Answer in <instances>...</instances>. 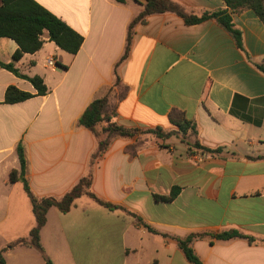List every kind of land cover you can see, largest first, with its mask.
<instances>
[{
    "label": "crops",
    "instance_id": "1",
    "mask_svg": "<svg viewBox=\"0 0 264 264\" xmlns=\"http://www.w3.org/2000/svg\"><path fill=\"white\" fill-rule=\"evenodd\" d=\"M84 38L70 54L43 35V47L14 62L17 43L0 38V62L20 74L40 76L48 93L6 104L10 86L36 93L32 84L0 67V252L6 264H47L27 245L36 226L21 179L39 198H62L94 174L88 195L63 213L53 207L41 245L53 264H193L177 238L192 233H240L197 239L203 264H264V23L252 11L231 14L242 48L217 19L188 23L173 12L147 16L127 31L145 0H35ZM189 16L227 11L223 0H171ZM1 5V0H0ZM53 59L54 66L48 61ZM118 78V82H117ZM107 97L115 121L141 133L116 138L91 165L98 140L79 119L97 98ZM171 116L196 124L200 143L216 155L191 154L175 137L142 131L175 130ZM102 126H99L100 131ZM176 190L171 201L169 197ZM155 232L150 231V229Z\"/></svg>",
    "mask_w": 264,
    "mask_h": 264
},
{
    "label": "trees",
    "instance_id": "2",
    "mask_svg": "<svg viewBox=\"0 0 264 264\" xmlns=\"http://www.w3.org/2000/svg\"><path fill=\"white\" fill-rule=\"evenodd\" d=\"M119 3H125L126 0H116ZM227 5L230 13L227 11H218L214 13H204L201 17L189 16L182 12L181 8L171 0H145L143 11L135 17L130 23L127 31L126 48L120 62H123L130 52L132 43L133 29L137 23L143 22L147 16L154 14H162L173 12L183 16L188 23H198L208 18L217 19L219 24L229 31L235 38L238 46L242 48L241 33L236 30L232 23L231 14H238L245 10H252L264 23V0H223ZM48 33L49 40L54 42L59 48L70 53L77 54L80 50L84 38L64 21L56 17L35 0H1L0 5V38H8L14 40L18 45V50L13 56V61H19L25 54H35L44 44L43 35ZM13 63L3 64L0 62V67L7 69L18 77L29 81L34 89L35 94L22 91L15 86H10L6 90L5 103L15 104L31 99L35 96H45L48 89L40 76L29 77L20 74ZM264 71V64L260 66ZM118 82V78H117ZM116 113L110 107L108 98L95 99L85 110L79 119V124L90 130L98 140V149L92 156L91 165L101 157L109 148L112 141L116 138H132L141 133L136 128H125L120 126L115 121ZM171 123L176 127L175 130L166 132L161 128L142 131L145 134H152L157 138L166 140L175 137L180 142L188 147L191 154L200 155H216L220 154L222 148L211 149L200 143L193 137L197 135L196 124L186 120L184 117L171 116ZM99 126H102L98 131ZM17 153L20 160V170H14L10 174L12 182L21 179L24 189L31 200L33 213L36 218V226L30 232L29 239H20L15 245H27L37 249L44 257L47 264H53L45 254L41 245V230L47 222V213L49 209L55 207L61 212H68L76 199L88 195L100 205L107 208H116L109 202L99 199L92 191L94 174L90 172L62 198L55 197H37L31 190L26 174V157L22 144L17 147ZM177 192L174 190L169 197H161L164 201H171L176 197ZM150 229V228H149ZM150 231L155 232L150 229ZM211 238L216 240H229L235 237L247 239L251 244L256 242L252 236L234 231L233 233L223 232L218 234H201L192 233L185 238H177L178 246L183 251L187 259L193 264H203L199 256L196 254L193 243L197 239ZM264 242V240H263ZM0 264H6L3 252H0Z\"/></svg>",
    "mask_w": 264,
    "mask_h": 264
},
{
    "label": "built area",
    "instance_id": "3",
    "mask_svg": "<svg viewBox=\"0 0 264 264\" xmlns=\"http://www.w3.org/2000/svg\"><path fill=\"white\" fill-rule=\"evenodd\" d=\"M48 64H49L50 66H54V65H55V62H54L53 59H50V60L48 61Z\"/></svg>",
    "mask_w": 264,
    "mask_h": 264
}]
</instances>
